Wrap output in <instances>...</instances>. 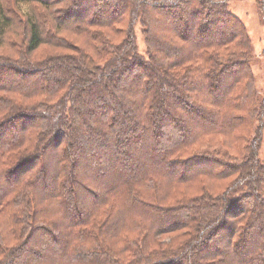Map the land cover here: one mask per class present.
I'll use <instances>...</instances> for the list:
<instances>
[{
  "label": "trees",
  "instance_id": "obj_1",
  "mask_svg": "<svg viewBox=\"0 0 264 264\" xmlns=\"http://www.w3.org/2000/svg\"><path fill=\"white\" fill-rule=\"evenodd\" d=\"M252 49L228 0H0V264H264Z\"/></svg>",
  "mask_w": 264,
  "mask_h": 264
},
{
  "label": "rangeland",
  "instance_id": "obj_2",
  "mask_svg": "<svg viewBox=\"0 0 264 264\" xmlns=\"http://www.w3.org/2000/svg\"><path fill=\"white\" fill-rule=\"evenodd\" d=\"M228 6L230 10L236 14L240 21L245 25L250 37L253 54L255 56V63L252 64L250 68L256 77V86L258 89H261L264 87V69L262 57L264 26L261 23L256 2L255 0H228ZM137 43L139 45V49L142 50L143 43L139 36L138 29ZM259 152L260 157L264 158V129Z\"/></svg>",
  "mask_w": 264,
  "mask_h": 264
}]
</instances>
